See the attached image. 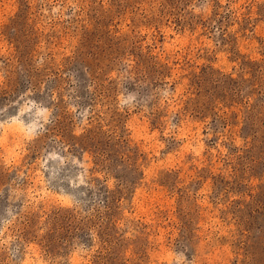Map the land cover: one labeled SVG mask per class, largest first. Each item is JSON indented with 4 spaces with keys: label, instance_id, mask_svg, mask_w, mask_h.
Segmentation results:
<instances>
[{
    "label": "rangeland",
    "instance_id": "374dc122",
    "mask_svg": "<svg viewBox=\"0 0 264 264\" xmlns=\"http://www.w3.org/2000/svg\"><path fill=\"white\" fill-rule=\"evenodd\" d=\"M0 264H264V0H0Z\"/></svg>",
    "mask_w": 264,
    "mask_h": 264
}]
</instances>
